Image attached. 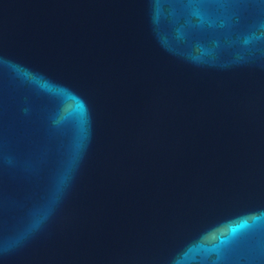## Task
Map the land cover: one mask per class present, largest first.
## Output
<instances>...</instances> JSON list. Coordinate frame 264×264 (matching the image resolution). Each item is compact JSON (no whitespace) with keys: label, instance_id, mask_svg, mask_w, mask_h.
<instances>
[{"label":"water","instance_id":"95a60500","mask_svg":"<svg viewBox=\"0 0 264 264\" xmlns=\"http://www.w3.org/2000/svg\"><path fill=\"white\" fill-rule=\"evenodd\" d=\"M0 264H264V0H0Z\"/></svg>","mask_w":264,"mask_h":264}]
</instances>
